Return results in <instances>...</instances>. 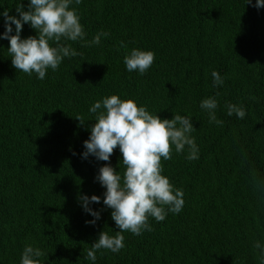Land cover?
<instances>
[{
    "label": "trees",
    "instance_id": "16d2710c",
    "mask_svg": "<svg viewBox=\"0 0 264 264\" xmlns=\"http://www.w3.org/2000/svg\"><path fill=\"white\" fill-rule=\"evenodd\" d=\"M20 2L27 10L28 0H0V11L15 15ZM72 7L86 37L61 43L80 55L43 80L17 71L8 40H0V264H20L26 244L44 251L45 264H91L85 256L98 234L115 235L111 209L86 224L93 217L78 199L98 195L101 203L91 207H104L95 176L107 162L81 153L95 123L89 107L112 94L162 119L191 115L199 158L186 159V149L161 160L163 174L184 191L183 210L161 222L149 218L152 231L140 236L124 232L125 247L101 249L96 264H264L255 248L264 245V8L244 0H82ZM100 32L109 35L89 46ZM30 35L36 32L25 24L21 36ZM132 48L155 53L144 75L125 69ZM213 70L222 86H213ZM217 93L222 125L210 124L199 106ZM227 103L243 105L245 118L228 116ZM120 158L117 147L113 167Z\"/></svg>",
    "mask_w": 264,
    "mask_h": 264
},
{
    "label": "clouds",
    "instance_id": "9594fccd",
    "mask_svg": "<svg viewBox=\"0 0 264 264\" xmlns=\"http://www.w3.org/2000/svg\"><path fill=\"white\" fill-rule=\"evenodd\" d=\"M82 0H28L27 10L22 2L15 8V15L9 9L0 11L4 31L0 40H8V56L12 66L20 72L43 80L49 69L57 71L65 58L75 57L80 53L64 41H82L86 37L80 15L73 4ZM257 9L264 8V0H244V5ZM28 24L36 35L22 38L23 26ZM14 26V27H13ZM108 32L97 33L88 45H99L101 36ZM155 53L152 50L132 48L123 57V64L128 72L144 75L153 65ZM213 86L224 84V78L218 71L212 73ZM215 96L200 101V108L207 112L208 122L222 125L216 110L219 106ZM227 115L243 119L246 110L243 105L227 103ZM95 114V123L90 126V135L83 142L82 159L89 156L97 161L107 162L98 170L95 180L105 189L103 208L94 210L92 204H100L101 196L86 194L78 199L83 211L93 217L86 224L95 225L101 213L111 209V219L118 229L115 235L103 230L87 250L85 259L96 264L97 252L106 249L119 253L125 247L124 232L140 236L144 231H152L149 218L164 221L168 213L179 214L185 204L184 191L175 187L169 177L163 174L161 160L172 159L173 152L185 153L186 159L199 158V148L192 133L196 130L191 115L173 113L171 119H162L157 113L150 112L145 105H139L134 98L121 99L118 94L96 100L88 109ZM80 125L85 124L83 117H76ZM119 148L121 158L113 167L110 157L114 149ZM75 155V153H73ZM121 165L123 172L121 173ZM119 168V171H117ZM255 248L264 256V245L257 242ZM102 254V253H101ZM44 251L32 244H26L20 264H45Z\"/></svg>",
    "mask_w": 264,
    "mask_h": 264
}]
</instances>
